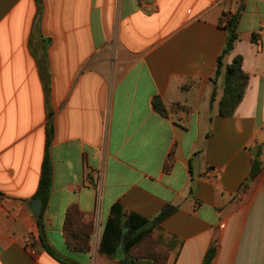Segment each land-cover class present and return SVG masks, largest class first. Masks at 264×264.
<instances>
[{"label":"crops","instance_id":"crops-1","mask_svg":"<svg viewBox=\"0 0 264 264\" xmlns=\"http://www.w3.org/2000/svg\"><path fill=\"white\" fill-rule=\"evenodd\" d=\"M241 3L228 62L248 85L224 117V76L212 105L211 79ZM52 125L43 242L29 206ZM117 204L146 219L175 208L161 224L175 264L212 246L211 264H264V0H0V264H89ZM75 205L94 220L90 252L66 244Z\"/></svg>","mask_w":264,"mask_h":264},{"label":"trees","instance_id":"trees-1","mask_svg":"<svg viewBox=\"0 0 264 264\" xmlns=\"http://www.w3.org/2000/svg\"><path fill=\"white\" fill-rule=\"evenodd\" d=\"M41 2L42 0H38ZM244 10V4L241 3L235 13H225L220 21L221 27L226 31L227 39L225 46L218 57L217 68L214 77L211 79L215 88L211 97V105L216 101V84L221 76H224V95L219 103V114L229 117L235 113L236 108L242 101L247 85L248 75L242 68V61L235 57L231 63L228 62L230 55L235 50L236 43L240 39L239 25ZM156 109L163 115H167L165 107L160 100L155 103ZM176 107L181 108L180 105ZM54 136V126L52 125L48 132V141L46 146V156L43 164L39 189L36 198L42 200L44 208L49 203L53 186L54 171L51 162L49 148ZM172 166V162L166 163V170ZM261 170V161L259 155L254 159L253 168L249 180H252ZM175 208L167 207L158 216L152 219L139 217L135 214L126 212L122 206L114 205L110 216L105 224L99 252L102 255L111 257L121 253L123 264H137L133 257L134 251L142 248L143 242L150 238L154 239L155 244L162 252V257L157 258L150 255L147 260H152L154 264H175L176 254L172 252L167 241L166 234L161 232V224L169 217ZM38 224L41 232V240L44 242V222L43 215L38 218ZM66 244L72 250L81 252H90L92 249V238L94 235V220L80 211L78 206H72L66 214L64 225ZM217 253V248L212 246L206 257L204 264H211Z\"/></svg>","mask_w":264,"mask_h":264},{"label":"rangeland","instance_id":"rangeland-1","mask_svg":"<svg viewBox=\"0 0 264 264\" xmlns=\"http://www.w3.org/2000/svg\"><path fill=\"white\" fill-rule=\"evenodd\" d=\"M101 237H99V239H97V237H94V243H93L94 257H93V261H89V264H123V261H122L123 258L117 255L107 257L105 255H102L101 253H98ZM152 254L155 255V257L157 258L162 257V252L161 250H159L158 246L155 244L154 239L148 238L143 242L142 248L140 247L134 251L133 257L138 260H142V259L147 260L146 257ZM148 262L150 264H154L152 260H148Z\"/></svg>","mask_w":264,"mask_h":264},{"label":"water","instance_id":"water-1","mask_svg":"<svg viewBox=\"0 0 264 264\" xmlns=\"http://www.w3.org/2000/svg\"><path fill=\"white\" fill-rule=\"evenodd\" d=\"M30 210L32 211L35 218H39L41 216V210H42V201L41 200H33L30 203Z\"/></svg>","mask_w":264,"mask_h":264},{"label":"built area","instance_id":"built-area-1","mask_svg":"<svg viewBox=\"0 0 264 264\" xmlns=\"http://www.w3.org/2000/svg\"><path fill=\"white\" fill-rule=\"evenodd\" d=\"M210 173H211V174H209V175H214V174H215V171H210ZM95 237H97V239H99V237H101V233H100L99 231L96 232ZM27 244H28L29 246H32V245H33V238L29 237V238L27 239Z\"/></svg>","mask_w":264,"mask_h":264}]
</instances>
